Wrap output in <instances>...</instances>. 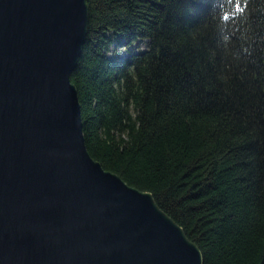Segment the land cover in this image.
I'll list each match as a JSON object with an SVG mask.
<instances>
[{"label":"trees","instance_id":"16d2710c","mask_svg":"<svg viewBox=\"0 0 264 264\" xmlns=\"http://www.w3.org/2000/svg\"><path fill=\"white\" fill-rule=\"evenodd\" d=\"M86 2L71 82L89 155L150 193L204 264H264V0Z\"/></svg>","mask_w":264,"mask_h":264},{"label":"water","instance_id":"95a60500","mask_svg":"<svg viewBox=\"0 0 264 264\" xmlns=\"http://www.w3.org/2000/svg\"><path fill=\"white\" fill-rule=\"evenodd\" d=\"M88 20L86 0H0V264H204L87 151L71 75Z\"/></svg>","mask_w":264,"mask_h":264},{"label":"rangeland","instance_id":"374dc122","mask_svg":"<svg viewBox=\"0 0 264 264\" xmlns=\"http://www.w3.org/2000/svg\"><path fill=\"white\" fill-rule=\"evenodd\" d=\"M147 43L146 42H137L136 45L128 50L124 51V48L120 44L113 45L109 52L108 55L110 57H115V56H120L124 57L127 54H130L132 52H142L145 50ZM128 51V52H127Z\"/></svg>","mask_w":264,"mask_h":264}]
</instances>
